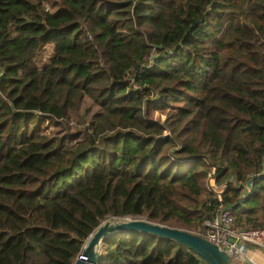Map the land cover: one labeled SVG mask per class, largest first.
<instances>
[{
  "label": "trees",
  "instance_id": "16d2710c",
  "mask_svg": "<svg viewBox=\"0 0 264 264\" xmlns=\"http://www.w3.org/2000/svg\"><path fill=\"white\" fill-rule=\"evenodd\" d=\"M221 204L264 228V0H0V264H74L110 217L192 232ZM204 262L127 230L97 264Z\"/></svg>",
  "mask_w": 264,
  "mask_h": 264
},
{
  "label": "water",
  "instance_id": "95a60500",
  "mask_svg": "<svg viewBox=\"0 0 264 264\" xmlns=\"http://www.w3.org/2000/svg\"><path fill=\"white\" fill-rule=\"evenodd\" d=\"M116 222L105 221L86 241L83 255L87 260L77 259L74 264H97L103 240L111 233L117 231L135 230L167 237L187 246L208 264H241L227 251L217 244L209 241L200 234L187 230L154 223L149 220L139 219H115Z\"/></svg>",
  "mask_w": 264,
  "mask_h": 264
},
{
  "label": "built area",
  "instance_id": "2783aa9c",
  "mask_svg": "<svg viewBox=\"0 0 264 264\" xmlns=\"http://www.w3.org/2000/svg\"><path fill=\"white\" fill-rule=\"evenodd\" d=\"M248 186L249 188H253V182L250 181ZM217 198L221 202L222 194L219 193ZM199 234L227 251L241 264H255L248 250V246H256L264 249V228L243 229L236 227L234 224L233 209L224 204L220 205L217 214L204 222L201 233ZM85 246L86 242L77 259L87 260V257L83 255ZM204 264L208 263L205 261Z\"/></svg>",
  "mask_w": 264,
  "mask_h": 264
},
{
  "label": "rangeland",
  "instance_id": "374dc122",
  "mask_svg": "<svg viewBox=\"0 0 264 264\" xmlns=\"http://www.w3.org/2000/svg\"><path fill=\"white\" fill-rule=\"evenodd\" d=\"M48 54L49 52L46 49H43L39 55V63L43 64L44 62H46V60L48 59ZM98 110V108L94 105L91 104L90 102H85L81 105L80 107V115L83 116H88L86 120H89L91 117V113H95ZM90 111V114L88 115L87 113ZM87 114V115H86ZM156 115H160V113H156ZM165 119V115H162V120ZM86 120L81 119L80 117L76 116V114H74L70 121H69V126L68 128L63 127L64 125H58L57 123H54L53 121H47L44 123L43 128H44V132L49 135V136H62L64 134H69L70 132H76L78 130V127L80 125H87V122H85ZM75 141H70L68 144H74ZM215 168H210V173H209V178L206 180V187L208 188H214L217 189V195L220 193L222 194V187L223 185H217V183L215 182L214 178H213V174L215 173ZM264 217V210H260L258 217ZM118 218L115 217H110L107 218L105 221H110V220H115ZM104 221V222H105ZM203 227V226H202ZM202 228H194L192 232L199 234L201 233Z\"/></svg>",
  "mask_w": 264,
  "mask_h": 264
},
{
  "label": "crops",
  "instance_id": "0c3cea01",
  "mask_svg": "<svg viewBox=\"0 0 264 264\" xmlns=\"http://www.w3.org/2000/svg\"><path fill=\"white\" fill-rule=\"evenodd\" d=\"M260 220H264V217H260ZM248 250L253 257L255 264H264V249L256 246H248ZM250 264V263H248Z\"/></svg>",
  "mask_w": 264,
  "mask_h": 264
},
{
  "label": "bare ground",
  "instance_id": "6f19581e",
  "mask_svg": "<svg viewBox=\"0 0 264 264\" xmlns=\"http://www.w3.org/2000/svg\"><path fill=\"white\" fill-rule=\"evenodd\" d=\"M110 221H112V222H116V220H110Z\"/></svg>",
  "mask_w": 264,
  "mask_h": 264
}]
</instances>
